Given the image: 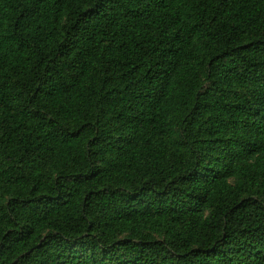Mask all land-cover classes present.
Listing matches in <instances>:
<instances>
[{"label":"trees","instance_id":"16d2710c","mask_svg":"<svg viewBox=\"0 0 264 264\" xmlns=\"http://www.w3.org/2000/svg\"><path fill=\"white\" fill-rule=\"evenodd\" d=\"M0 264H264V0H0Z\"/></svg>","mask_w":264,"mask_h":264}]
</instances>
